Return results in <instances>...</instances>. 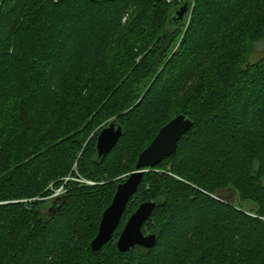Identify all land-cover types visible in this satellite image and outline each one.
Returning <instances> with one entry per match:
<instances>
[{
    "label": "trees",
    "instance_id": "16d2710c",
    "mask_svg": "<svg viewBox=\"0 0 264 264\" xmlns=\"http://www.w3.org/2000/svg\"><path fill=\"white\" fill-rule=\"evenodd\" d=\"M263 41L264 0H0V264H264ZM179 115L191 130L92 251L120 177ZM107 122L123 135L99 159ZM145 202L158 243L121 253Z\"/></svg>",
    "mask_w": 264,
    "mask_h": 264
},
{
    "label": "water",
    "instance_id": "95a60500",
    "mask_svg": "<svg viewBox=\"0 0 264 264\" xmlns=\"http://www.w3.org/2000/svg\"><path fill=\"white\" fill-rule=\"evenodd\" d=\"M188 11L189 3H185L177 11L175 20L182 22ZM192 126L193 122L184 115L177 116L162 127L152 143L140 154L136 170L118 186L111 205L103 213L98 234L91 242L92 251H100L113 239L129 201L137 193L142 183L144 174L162 163L166 158L174 155L180 140L191 130ZM122 135V127L117 122H111L104 128L97 139L98 158L102 159L108 155L116 147ZM57 202L59 200L55 201L54 204ZM156 207L155 202L142 203L129 218L117 241V248L121 253H127L136 247L151 250L157 245L158 237L143 231L144 224L151 217Z\"/></svg>",
    "mask_w": 264,
    "mask_h": 264
},
{
    "label": "rangeland",
    "instance_id": "374dc122",
    "mask_svg": "<svg viewBox=\"0 0 264 264\" xmlns=\"http://www.w3.org/2000/svg\"><path fill=\"white\" fill-rule=\"evenodd\" d=\"M255 50H256V54H257V55H260V53L264 52V41L255 44ZM108 125H109L108 122H107V123H104L103 125H101L96 131H94V132L92 133V135L90 136V138L88 139V141H89L90 139H92V138L95 136L96 132L99 130L98 135H97V139H98V136H99L100 132H101L104 128H106ZM97 139H96V145H97ZM129 175H130V174H125V175H123V176L120 177V178H121V179H124V182H125L126 179L129 177ZM120 178H119V179H120ZM69 180L77 181L78 179H76V178H72V177H68V178H66V179H65V182H64V185L61 186V187H59V188H55V189H53V193H52L51 195H49L48 197H46L45 199H48V200H53V199H54V202L57 201V200H59L60 197H57L56 195H57L58 193L61 194L60 196H63V195L65 194V188H64V186H65V184H66ZM79 181L82 182V183L88 184V185H93L92 182H89V181H87V180L80 179ZM55 199H57V200H55ZM53 205H54V204H53ZM53 205H52V207H53ZM147 234H151V233H147Z\"/></svg>",
    "mask_w": 264,
    "mask_h": 264
},
{
    "label": "built area",
    "instance_id": "2783aa9c",
    "mask_svg": "<svg viewBox=\"0 0 264 264\" xmlns=\"http://www.w3.org/2000/svg\"><path fill=\"white\" fill-rule=\"evenodd\" d=\"M60 195H61V194H60V193H58L56 196H57V197H60Z\"/></svg>",
    "mask_w": 264,
    "mask_h": 264
}]
</instances>
